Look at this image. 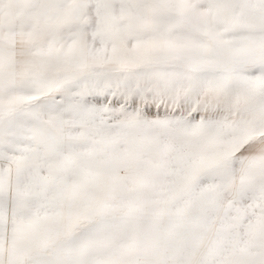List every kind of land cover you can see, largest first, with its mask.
<instances>
[{
    "label": "snow or ice",
    "instance_id": "6c2138e0",
    "mask_svg": "<svg viewBox=\"0 0 264 264\" xmlns=\"http://www.w3.org/2000/svg\"><path fill=\"white\" fill-rule=\"evenodd\" d=\"M0 264H264V0H0Z\"/></svg>",
    "mask_w": 264,
    "mask_h": 264
}]
</instances>
